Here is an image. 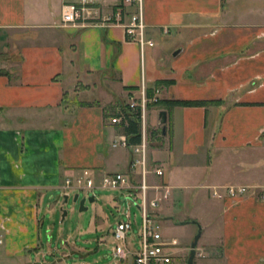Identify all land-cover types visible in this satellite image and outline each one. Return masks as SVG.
Instances as JSON below:
<instances>
[{
    "label": "crops",
    "instance_id": "1",
    "mask_svg": "<svg viewBox=\"0 0 264 264\" xmlns=\"http://www.w3.org/2000/svg\"><path fill=\"white\" fill-rule=\"evenodd\" d=\"M74 1L0 0V264H107L76 248L74 234L58 238L71 256H56L43 242L42 216L54 221L52 200L76 194L64 183L83 171L95 181L129 177L134 156L112 148L121 134L109 120L142 84L159 82L158 101L208 105L147 111L148 199L170 190L156 215L173 219L178 205L182 225H199L200 238L217 230L201 264H264V202L222 191L264 188V0H142L154 41L143 52L120 26L60 27L62 4ZM96 1L106 9L122 2ZM129 180L138 186V176Z\"/></svg>",
    "mask_w": 264,
    "mask_h": 264
},
{
    "label": "built area",
    "instance_id": "2",
    "mask_svg": "<svg viewBox=\"0 0 264 264\" xmlns=\"http://www.w3.org/2000/svg\"><path fill=\"white\" fill-rule=\"evenodd\" d=\"M134 5L136 11L128 14L127 8ZM126 20V21H125ZM123 27L130 41L138 43L141 52L147 47H153L154 41L145 36V21L142 11V0H122L121 4L110 9L101 7L96 0H76L74 2L63 3L60 10V27H71L82 29L86 27ZM169 29L164 28L163 33L169 34ZM155 95V94H154ZM158 102L156 96L152 99L146 98V89L142 84L138 97L129 96L126 105V112L119 114L109 120L113 127L126 128L127 118H132L138 112L140 123V143L130 146L127 138L120 135L112 144L113 149L130 150L134 159L129 166V177L138 176L139 183L135 187L131 185L129 177L121 174H112L102 177L96 182L89 171H83L74 180H66L64 190L75 193L89 194L95 190H105L112 192H126V201L135 204V199L139 198L138 207L142 228L140 233V250L132 253L129 250L126 241L127 234L130 231L128 215L123 214V205L120 208V215H124L125 220L119 221L113 232L112 239L115 248L113 259L120 262H126L130 256L133 264H172L174 251L177 248L175 241L164 239L158 232L157 227H153L152 215L159 210L170 196V190L166 186L160 187L161 192L156 190L153 198L148 199L147 193L149 186L147 183L150 172L147 167V150H148V128H147V106ZM153 175L162 178L164 172L157 168L153 170ZM225 196L230 199H239L249 193L255 194L259 201L264 202V188H248L229 186L222 189ZM212 198L220 199L221 196L217 190H213ZM1 245V241H0ZM198 258L202 255L198 254Z\"/></svg>",
    "mask_w": 264,
    "mask_h": 264
},
{
    "label": "rangeland",
    "instance_id": "3",
    "mask_svg": "<svg viewBox=\"0 0 264 264\" xmlns=\"http://www.w3.org/2000/svg\"><path fill=\"white\" fill-rule=\"evenodd\" d=\"M96 182H98V180ZM119 193L120 192L105 190H95L89 194L76 193L69 197L68 202L65 205L63 204V198L56 202L55 198L57 196H55L51 203L56 212L54 221L51 222L49 215L45 214V212L42 216L44 219L43 242L45 244H49L52 250H56V256L59 258L63 255L71 256L69 255V252L70 250L72 251V245H65L62 240H58V238L59 235H63L64 239H67L69 235L74 234V239L77 241L76 248L90 250V252L94 253V257H98L101 261H104L107 264H124L119 260L113 259V251L116 244L110 239L111 232H113L116 224L119 221L125 220L124 215H120L119 212L125 198L124 195ZM75 195L78 196V201L74 204L72 200ZM91 197L94 198V203L89 204L86 201L84 207L87 211L79 212V202L82 199L87 200ZM139 205V198L135 199V204L129 201L123 203V214L128 215V222L130 223L131 228L127 234L126 241L130 250L134 253L140 250L142 219L138 209ZM180 207L181 206L175 205L173 212H176V214L173 219L166 218V215H156V213H153L152 215L153 227L158 228V232L161 236L168 241H175L178 244L176 250L174 251L172 264L187 263L190 246L198 232L200 231L201 233L199 225H182L184 222L181 220L182 218L180 213H178L180 211ZM61 211L66 212L67 215L63 222H61ZM200 224L201 226L203 225V227L205 226V222H201ZM47 231H49L48 234L46 233ZM216 231L217 230L215 229L214 235H210L208 230L204 229L203 236L200 238L195 250L196 256L193 264H201L208 261V248H205L206 250L201 252L203 255L202 258H198L197 255L200 254L202 246L205 245L208 247V245H212V242L216 237ZM97 239H103L104 244H96L95 241ZM84 241H89L90 245L88 246V244H85ZM78 256L79 254H73L75 259H77ZM126 262L127 264H133L132 257L129 256ZM70 263L71 260H68L67 264Z\"/></svg>",
    "mask_w": 264,
    "mask_h": 264
},
{
    "label": "trees",
    "instance_id": "4",
    "mask_svg": "<svg viewBox=\"0 0 264 264\" xmlns=\"http://www.w3.org/2000/svg\"><path fill=\"white\" fill-rule=\"evenodd\" d=\"M161 85H164L162 82H159L155 85L153 89L146 90V98L152 99L154 96V91L157 88H160ZM207 103H194V102H167V101H158L155 104H149L147 110L156 109L157 111H167L172 107H207ZM126 108V107H125ZM123 108L121 113H125L126 109ZM138 118V112L135 115H132V118H127L126 128H118V133L124 135L130 146H135L140 143V123ZM159 134V133H158ZM160 135V134H159ZM148 135V140H149Z\"/></svg>",
    "mask_w": 264,
    "mask_h": 264
},
{
    "label": "water",
    "instance_id": "5",
    "mask_svg": "<svg viewBox=\"0 0 264 264\" xmlns=\"http://www.w3.org/2000/svg\"><path fill=\"white\" fill-rule=\"evenodd\" d=\"M179 52H180V49H177L174 52L173 56L174 57L177 56L179 54ZM158 122H159V125L162 126V134L165 135V127H164L165 126V123H166V113L165 112H160L159 113V115H158ZM77 201H78V196L76 195V196H74L72 202L75 204V203H77ZM86 201L89 204H92L94 202V198L91 197V198H89L87 200L86 199H82L79 202V204H78V210H79V212H86L87 211V209L84 207ZM67 202H68V198L65 197L63 199V204L65 205V204H67ZM65 216H66V212H63L62 219H64ZM200 236H201V233L199 231L198 234L196 235V237L194 238L193 243L190 246L189 258H188L186 264H193V261H194L195 256H196L195 250H196L197 244L199 242Z\"/></svg>",
    "mask_w": 264,
    "mask_h": 264
}]
</instances>
